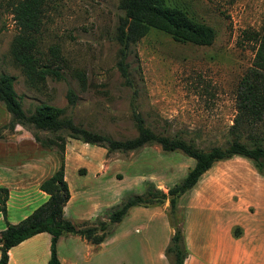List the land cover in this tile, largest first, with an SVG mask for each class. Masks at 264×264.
<instances>
[{
	"label": "rangeland",
	"instance_id": "374dc122",
	"mask_svg": "<svg viewBox=\"0 0 264 264\" xmlns=\"http://www.w3.org/2000/svg\"><path fill=\"white\" fill-rule=\"evenodd\" d=\"M117 2L45 0L38 46L47 52L49 45H57L66 66H60V78L47 76L36 88L28 84L9 52L17 26L10 0H0V72L14 77L13 87L22 107L32 110L39 102L60 106L75 123L122 139L136 133L131 115L134 106L145 122L156 130L193 136L200 145L221 143L237 112L236 92L241 80L251 71L255 33L264 17V0H165L185 10L194 20L210 25L215 32L214 39L209 44H196L177 41L164 31L149 29L129 46L126 61L130 84L124 82L116 66L118 44L113 34L122 12ZM75 68L84 72L83 85L72 74ZM68 88L76 94L73 104H68L66 99ZM8 119L9 114L0 103V125ZM32 131L41 137L49 134L16 125L12 129L0 127L3 159L16 158V151L26 150L27 142L22 141V137L34 138ZM241 131L242 134L254 133L264 144V113L260 121L242 125ZM68 138L66 136L65 141ZM36 143L38 149L55 151L59 162L56 148ZM83 147V152L78 149L79 159L94 157L108 162L107 171L100 175V181H96L101 196L106 191H113L114 186L122 197L139 193L148 182L166 190L193 164V158L179 150L163 151L157 143L109 152L98 145ZM75 154L71 151L66 160L72 184L79 175L73 174ZM76 169L80 173L84 171L81 165ZM263 184L264 177L256 172L248 159L233 155L217 160L179 197L176 216L184 218L190 202L196 206L206 203L220 207L225 199L234 202L250 191L259 190ZM155 206H147L148 211L143 213L145 218L153 217L150 222L153 236L162 232L163 218L166 220L167 217L166 213V219L160 214L162 209L167 210V201L159 205L162 209ZM191 215L194 220V211ZM133 226H130V232L135 240L144 233V227L141 224L138 231H133ZM234 226L239 228L238 225L232 228ZM132 264L148 263L134 258Z\"/></svg>",
	"mask_w": 264,
	"mask_h": 264
},
{
	"label": "trees",
	"instance_id": "16d2710c",
	"mask_svg": "<svg viewBox=\"0 0 264 264\" xmlns=\"http://www.w3.org/2000/svg\"><path fill=\"white\" fill-rule=\"evenodd\" d=\"M44 2L45 0H10L9 3L17 26L9 44V52L24 73L28 84L36 88L45 82L47 76L60 78V66H66V60L57 45H49L47 52L38 46ZM117 7L122 12L117 18L113 34L118 44L116 66L124 82L128 84L131 83L126 61L129 46L149 29L164 31L177 41L196 44H209L215 36L210 25L194 20L185 10L168 4L165 0H118ZM255 42L251 71L241 80L236 92L237 112L232 123L221 143L208 145H200L193 136L183 135L181 132L170 133L154 129L145 122L134 106L131 108V115L136 133L122 139L75 123L69 115L64 114V108L60 106L39 102L32 110H26L13 87L14 77L0 72V103L9 114V119L0 127L12 129L15 125H20L28 129L44 130L49 133L44 137L32 131L35 141L42 147L53 146L59 156L57 167L38 184L47 194L46 199L16 222L6 220L5 200L8 190L6 186L0 185V212L5 218V225L0 229V264L7 263V251L11 246L40 231H46L50 235L46 264H59L56 241L60 235L77 234L96 244L112 231L131 206L160 205L165 200V213L172 231L163 253L169 264H183L188 250L184 241V218L179 219L176 216L179 197L196 183L213 162L233 155L248 159L256 172L264 175V144L254 133L248 131L242 134L241 131L242 125H252L260 121L264 113V17L259 31L255 33ZM72 74L81 85L84 84L82 70L75 68ZM66 99L68 104H73L76 99V94L70 88L66 91ZM66 136L102 146L107 152L134 150L145 144L157 143L163 151H181L193 158V164L166 190L148 182L141 192L123 196L107 207L103 217L96 216L91 220L73 222L63 215V205L69 197L64 178ZM232 233L237 235V226L232 228Z\"/></svg>",
	"mask_w": 264,
	"mask_h": 264
},
{
	"label": "crops",
	"instance_id": "0c3cea01",
	"mask_svg": "<svg viewBox=\"0 0 264 264\" xmlns=\"http://www.w3.org/2000/svg\"><path fill=\"white\" fill-rule=\"evenodd\" d=\"M22 141L27 142V149L16 151V158L7 161L0 154V185L8 190L5 208L9 222L18 221L46 199L47 194L38 184L59 163L55 151L38 149L31 136L22 137ZM84 145L95 144L72 137L64 143V178L69 197L63 205V215L73 222L103 217L104 209L122 197L116 186L113 191H106L101 196L96 181H100V175L107 171L108 162L94 157L79 159L78 149L83 152ZM71 151L76 153L73 174L79 173L74 178V184L68 176L66 162ZM79 165L84 167L82 173L76 169ZM237 199L231 203L225 199L220 207L206 203L200 206L192 203V206L190 202L184 215L183 232L188 254L183 264H264V184L259 190L250 191ZM155 207L162 209L159 205ZM147 208L141 205L128 208L112 231L96 244L77 234L60 235L56 241L59 264H132L134 258L143 259L148 264H169L163 249L172 229L165 211L162 209L160 214L166 219L162 217V232L153 236L150 234L153 217L145 218L143 214L148 211ZM192 211L195 213L194 220ZM137 222L143 225L144 233L134 240L130 226L134 224L133 231H138L140 225ZM4 225L5 218L0 212V229ZM233 225L239 226L237 235L232 233ZM49 241L50 235L46 231L21 240L8 249L6 264H46Z\"/></svg>",
	"mask_w": 264,
	"mask_h": 264
}]
</instances>
